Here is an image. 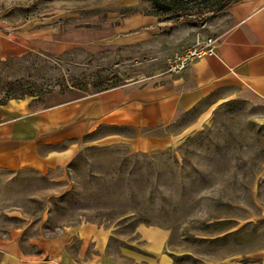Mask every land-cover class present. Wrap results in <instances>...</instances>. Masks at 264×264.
Instances as JSON below:
<instances>
[{
    "label": "rangeland",
    "instance_id": "obj_1",
    "mask_svg": "<svg viewBox=\"0 0 264 264\" xmlns=\"http://www.w3.org/2000/svg\"><path fill=\"white\" fill-rule=\"evenodd\" d=\"M71 1L0 0V36L58 30L52 47L0 58V104L56 102L170 73L226 31L228 9L239 0H183L172 12L152 0ZM121 25L114 37L110 29ZM118 38L135 44L115 45ZM263 119L255 107L219 100L183 120L157 152L87 138L67 165L2 170L0 235L25 224L26 238H62L72 255L79 247L68 228L94 226L106 236L108 259L139 264L146 241L136 230L146 227L168 233L163 249L171 264H264ZM91 251L98 254L94 242Z\"/></svg>",
    "mask_w": 264,
    "mask_h": 264
},
{
    "label": "crops",
    "instance_id": "obj_2",
    "mask_svg": "<svg viewBox=\"0 0 264 264\" xmlns=\"http://www.w3.org/2000/svg\"><path fill=\"white\" fill-rule=\"evenodd\" d=\"M228 17L229 27L216 38L214 54L188 63L181 71L56 102L33 97L0 104V171L43 172L67 165L87 138L112 139L135 152H157L171 144L179 133L174 129L183 120L203 116L214 101L238 100L264 114V0H239L228 9ZM121 28L114 27L110 33L120 35ZM104 31L101 35H106ZM57 36V29L44 27L22 29L14 34L15 42L0 36V58L28 46L52 47ZM134 42L118 38L114 44ZM66 43H71L69 38ZM95 228H68L69 240L79 247L72 255V245L67 247L62 238H26L25 224L8 229L0 235V264H121L107 258L106 236ZM136 232L146 241L142 254L146 261L135 257V263L171 264L163 249L167 232L146 227ZM92 242L98 254L87 253Z\"/></svg>",
    "mask_w": 264,
    "mask_h": 264
},
{
    "label": "built area",
    "instance_id": "obj_3",
    "mask_svg": "<svg viewBox=\"0 0 264 264\" xmlns=\"http://www.w3.org/2000/svg\"><path fill=\"white\" fill-rule=\"evenodd\" d=\"M216 42V39L213 41H209L203 48L198 51L189 52L183 59H181L173 68H171L172 72H178L183 70L188 63L199 59L203 56H211L214 54L213 45Z\"/></svg>",
    "mask_w": 264,
    "mask_h": 264
},
{
    "label": "trees",
    "instance_id": "obj_4",
    "mask_svg": "<svg viewBox=\"0 0 264 264\" xmlns=\"http://www.w3.org/2000/svg\"><path fill=\"white\" fill-rule=\"evenodd\" d=\"M177 3L183 4V0H152V4L160 7L164 12L174 11Z\"/></svg>",
    "mask_w": 264,
    "mask_h": 264
}]
</instances>
